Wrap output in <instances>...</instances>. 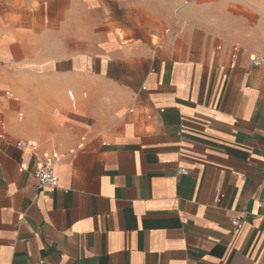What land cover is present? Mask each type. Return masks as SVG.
Instances as JSON below:
<instances>
[{
  "label": "crops",
  "instance_id": "1",
  "mask_svg": "<svg viewBox=\"0 0 264 264\" xmlns=\"http://www.w3.org/2000/svg\"><path fill=\"white\" fill-rule=\"evenodd\" d=\"M254 57L264 0H0V264H264Z\"/></svg>",
  "mask_w": 264,
  "mask_h": 264
},
{
  "label": "built area",
  "instance_id": "2",
  "mask_svg": "<svg viewBox=\"0 0 264 264\" xmlns=\"http://www.w3.org/2000/svg\"><path fill=\"white\" fill-rule=\"evenodd\" d=\"M240 50L238 48L234 49L232 60L235 61L237 59ZM252 64L255 68L263 67L264 66V58L262 57H254L252 58ZM6 138V124L4 122H0V141ZM26 144L20 142L18 146L20 148L24 147ZM181 175H187L188 171L181 170ZM34 177L37 181V187L39 190L45 189L50 193L56 192L60 186L59 177L55 172V165L53 163H47L41 165L37 168L34 172ZM222 197L219 199L218 202H221Z\"/></svg>",
  "mask_w": 264,
  "mask_h": 264
},
{
  "label": "rangeland",
  "instance_id": "3",
  "mask_svg": "<svg viewBox=\"0 0 264 264\" xmlns=\"http://www.w3.org/2000/svg\"><path fill=\"white\" fill-rule=\"evenodd\" d=\"M5 6H7V4H5ZM24 6H27V5H24ZM22 12H23V11H22ZM24 12H27V13H28V15L32 13V11H31V10H29L28 8H25V9H24ZM16 20H18V19H15V17H13V21H16ZM25 21H27V22L29 23L30 19H27V20H25ZM31 38H32V36H31V35H30V36H28V39H29V40H30ZM154 41H155V43H158V42H157V39H154ZM8 53H10V52H8ZM11 53H12V55H13V56H15V55H18V54H19V52H16V51H11Z\"/></svg>",
  "mask_w": 264,
  "mask_h": 264
}]
</instances>
